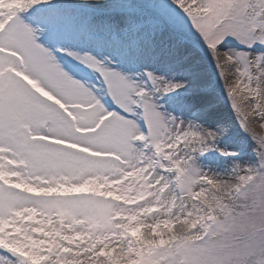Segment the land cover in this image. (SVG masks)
<instances>
[{
  "label": "snow or ice",
  "instance_id": "snow-or-ice-1",
  "mask_svg": "<svg viewBox=\"0 0 264 264\" xmlns=\"http://www.w3.org/2000/svg\"><path fill=\"white\" fill-rule=\"evenodd\" d=\"M0 264H264V0H0Z\"/></svg>",
  "mask_w": 264,
  "mask_h": 264
},
{
  "label": "rangeland",
  "instance_id": "rangeland-1",
  "mask_svg": "<svg viewBox=\"0 0 264 264\" xmlns=\"http://www.w3.org/2000/svg\"><path fill=\"white\" fill-rule=\"evenodd\" d=\"M258 130H260V129L258 128Z\"/></svg>",
  "mask_w": 264,
  "mask_h": 264
}]
</instances>
